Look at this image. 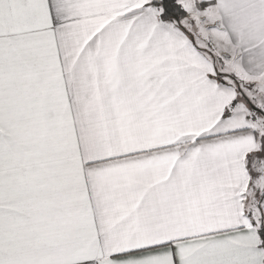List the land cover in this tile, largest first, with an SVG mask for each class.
Listing matches in <instances>:
<instances>
[{
	"label": "snow or ice",
	"instance_id": "obj_1",
	"mask_svg": "<svg viewBox=\"0 0 264 264\" xmlns=\"http://www.w3.org/2000/svg\"><path fill=\"white\" fill-rule=\"evenodd\" d=\"M0 264H264V0H0Z\"/></svg>",
	"mask_w": 264,
	"mask_h": 264
}]
</instances>
